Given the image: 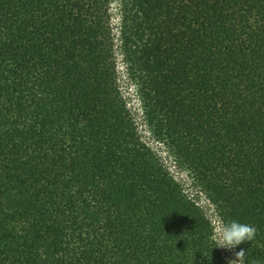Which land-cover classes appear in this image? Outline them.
I'll return each mask as SVG.
<instances>
[{
  "label": "trees",
  "instance_id": "obj_1",
  "mask_svg": "<svg viewBox=\"0 0 264 264\" xmlns=\"http://www.w3.org/2000/svg\"><path fill=\"white\" fill-rule=\"evenodd\" d=\"M109 0H0V264H228L138 130ZM152 135L264 264V0H122Z\"/></svg>",
  "mask_w": 264,
  "mask_h": 264
},
{
  "label": "rangeland",
  "instance_id": "obj_2",
  "mask_svg": "<svg viewBox=\"0 0 264 264\" xmlns=\"http://www.w3.org/2000/svg\"><path fill=\"white\" fill-rule=\"evenodd\" d=\"M109 11L111 16V25L113 28L114 42H115V56L117 62L118 83L121 93L126 101V105L130 110L132 117L134 118L138 134L141 139L150 146L159 156L162 163L168 168L174 178L183 186L184 191L191 197L196 203L201 205L205 210L207 216L212 221V224H216L219 220L214 206L205 194L196 187L192 181L191 175L182 170L175 162L174 158L168 152L163 143L158 141L149 130L145 119L142 116V104L138 98L137 89L133 81L130 79L127 73V66L124 62L123 55L120 49L119 30L121 23V1L122 0H109ZM220 250L229 264V261L235 259V248L227 249L220 247Z\"/></svg>",
  "mask_w": 264,
  "mask_h": 264
},
{
  "label": "clouds",
  "instance_id": "obj_3",
  "mask_svg": "<svg viewBox=\"0 0 264 264\" xmlns=\"http://www.w3.org/2000/svg\"><path fill=\"white\" fill-rule=\"evenodd\" d=\"M257 228L254 225L240 223L236 220L225 221L220 217L213 225L210 239L217 247L233 249L244 241H252L255 238ZM235 259L229 264H246L247 253L244 249L234 253Z\"/></svg>",
  "mask_w": 264,
  "mask_h": 264
}]
</instances>
